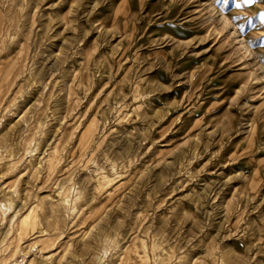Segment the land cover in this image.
<instances>
[{
    "label": "rangeland",
    "instance_id": "obj_1",
    "mask_svg": "<svg viewBox=\"0 0 264 264\" xmlns=\"http://www.w3.org/2000/svg\"><path fill=\"white\" fill-rule=\"evenodd\" d=\"M262 17L0 0V264H264Z\"/></svg>",
    "mask_w": 264,
    "mask_h": 264
},
{
    "label": "bare ground",
    "instance_id": "obj_2",
    "mask_svg": "<svg viewBox=\"0 0 264 264\" xmlns=\"http://www.w3.org/2000/svg\"><path fill=\"white\" fill-rule=\"evenodd\" d=\"M83 138L85 139V135L83 136ZM108 184H109V182H108ZM21 206H20V210H23V207H24L23 204H21ZM18 208H19V206H18ZM18 212H20V211H18ZM31 215H32L31 212H29L28 215L24 219L21 220L20 226H21L22 229L26 230L30 226L29 221H30Z\"/></svg>",
    "mask_w": 264,
    "mask_h": 264
},
{
    "label": "snow or ice",
    "instance_id": "obj_3",
    "mask_svg": "<svg viewBox=\"0 0 264 264\" xmlns=\"http://www.w3.org/2000/svg\"><path fill=\"white\" fill-rule=\"evenodd\" d=\"M246 2H248V3H252L253 0H246ZM262 21H264V17H262Z\"/></svg>",
    "mask_w": 264,
    "mask_h": 264
}]
</instances>
